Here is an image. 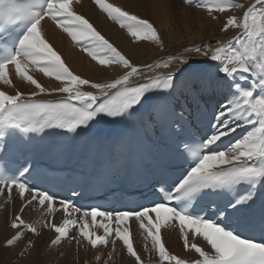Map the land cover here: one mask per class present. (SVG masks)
<instances>
[{"label": "snow or ice", "instance_id": "obj_1", "mask_svg": "<svg viewBox=\"0 0 264 264\" xmlns=\"http://www.w3.org/2000/svg\"><path fill=\"white\" fill-rule=\"evenodd\" d=\"M94 3L133 42L163 46L148 19L107 0ZM185 3L206 10L213 19L216 13L242 9L240 16L229 15L221 28L225 33L235 29L236 34L227 41L185 47L182 53L137 65L73 10V0H0V82L12 85L8 67L13 65L17 76L35 87L27 95L0 90V161L5 162L0 168V193L6 191L11 198L14 187L21 201L29 196L21 212L36 202L51 215L60 205L66 217L61 224L41 221L55 233L51 245L75 240L92 248L111 242L115 248L120 240L137 264H143L128 227L134 218L161 264H188L168 251L163 228H178L185 250L198 255L192 264H264V0L247 7L234 0ZM45 19L97 65H117L125 71L104 83L75 74L45 38ZM30 68L61 86L45 87L29 74ZM160 69L168 71L157 73ZM53 94L60 98H38ZM129 124L139 125L149 140V133L159 135L163 128L166 146L180 162L174 179L161 174L154 182L153 188L162 187L149 204L120 211L82 210L70 199L57 201L37 183H29L43 178L42 157L49 138L78 141L108 126L119 129L113 167L117 172L121 163L130 167L138 149L127 135ZM238 129L242 131L233 135ZM10 227L40 234L19 214ZM93 228L102 229L103 235ZM73 230L77 237L70 236ZM23 234L17 231L5 246H15ZM28 246L32 247L31 241Z\"/></svg>", "mask_w": 264, "mask_h": 264}, {"label": "bare ground", "instance_id": "obj_2", "mask_svg": "<svg viewBox=\"0 0 264 264\" xmlns=\"http://www.w3.org/2000/svg\"><path fill=\"white\" fill-rule=\"evenodd\" d=\"M107 2L120 6L143 19H148L160 33L163 46L161 47V45L151 41L133 42L126 30L121 29L115 22L111 21L98 8L94 0H73L72 8L77 14L88 19L102 35L114 43L137 65L166 58L170 54L182 53L185 47L202 46L207 43H214L217 40L227 41L231 39L236 34V30L230 29L225 33L221 31V28L229 15L240 16L243 11L242 9H232L226 13H216L217 18L213 19L212 15L208 14L206 10L194 5L190 6L185 3V0H107ZM234 2L244 4L247 7L254 0H234ZM42 26L45 38L61 54L74 73L95 82L104 83L111 81L125 71L117 65L110 68L97 65L75 45L66 33L55 27L50 20L45 19L42 21ZM193 55L194 58H199L195 57V54ZM31 71L37 73V77L41 79V84L45 87L51 89L61 86L60 82L54 78L45 77L36 69L30 68L29 73ZM165 71L168 70L160 69L157 70V73ZM8 72L12 85H3L0 82V90L12 95H15L18 91L15 90L16 88L21 87L23 91L19 92L25 95L35 91L34 86L29 85L17 76L13 65H9ZM154 74L156 73H149V75ZM137 82L141 81H134V83ZM85 90L92 89L86 88ZM57 97L59 96L53 94L43 98ZM241 131L238 129V133L233 135H238ZM7 198L8 196L5 194L0 196V264H83V260L86 261L92 256V253H96L94 261L97 260L100 264H137L135 258L128 254L126 246L120 240H116L115 248H113L111 242L107 247L95 249L85 241H81L79 245L75 241L62 242L59 246L51 245L55 233L52 229L45 228L40 223L44 216V209L27 205L21 212V206L22 203L25 204V200L21 201L15 192L12 199L8 200ZM18 214L26 222L33 223L39 229L40 234H28L27 232L26 238H22L15 246L8 248L5 246L6 240L15 235L14 230H16L12 229L10 225ZM131 227L134 229L133 233L136 238L134 246L136 247L139 244L137 251L143 264H161L159 258H156L157 260L152 259L153 253L158 252L152 248L150 239H144L146 234L139 228L137 222L132 220ZM164 233L166 248L171 254L178 257L185 255H190L192 258L198 257L194 252L185 250L177 229H174L173 232L165 231ZM29 241L33 243L32 247L28 246ZM197 244L204 246L202 242H197Z\"/></svg>", "mask_w": 264, "mask_h": 264}, {"label": "rangeland", "instance_id": "obj_3", "mask_svg": "<svg viewBox=\"0 0 264 264\" xmlns=\"http://www.w3.org/2000/svg\"><path fill=\"white\" fill-rule=\"evenodd\" d=\"M180 25H183V24H180ZM66 63V62H65ZM67 64V63H66ZM33 72V73H32ZM36 73V72H35ZM34 73V71H31L29 74L30 75H32L35 79H37L40 83H42V81H41V79H39V77H37L38 75H37V73L35 74ZM76 74V73H75ZM81 76V75H80ZM82 77V76H81ZM82 78H84V77H82ZM15 90H18V91H23V88L21 87V88H16ZM15 231V234L17 233V230H14ZM18 231H23L24 232V234H23V236L24 237H22V238H26V236H27V232H25V230H18ZM28 234H32V233H30V232H28ZM23 240H26V239H23ZM33 244V243H32ZM43 247H44V245H43ZM69 254V253H68ZM92 256L91 257H89L86 261L85 260H83V264H93L94 262H97L96 264H100V262L98 263V261L96 260V261H94V258L96 257L95 255H96V253H92L91 254ZM156 255V256H155ZM157 255H158V253H153V256H152V259H156V258H158L157 257ZM76 260V259H75ZM157 260V259H156ZM78 261V260H77ZM145 263V262H144ZM95 264V263H94Z\"/></svg>", "mask_w": 264, "mask_h": 264}]
</instances>
